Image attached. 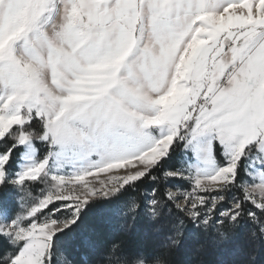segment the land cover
<instances>
[{
  "label": "snow or ice",
  "instance_id": "obj_1",
  "mask_svg": "<svg viewBox=\"0 0 264 264\" xmlns=\"http://www.w3.org/2000/svg\"><path fill=\"white\" fill-rule=\"evenodd\" d=\"M243 242L264 250V0H0V264H259Z\"/></svg>",
  "mask_w": 264,
  "mask_h": 264
},
{
  "label": "trees",
  "instance_id": "obj_2",
  "mask_svg": "<svg viewBox=\"0 0 264 264\" xmlns=\"http://www.w3.org/2000/svg\"><path fill=\"white\" fill-rule=\"evenodd\" d=\"M42 147V146H41ZM143 191V187L141 189ZM130 243L137 244L143 243L147 244L151 242V239L145 236L143 233L136 235L133 234L130 238ZM245 252L255 251L257 254V259L259 264H264V250H261L258 245H251L247 242H243ZM188 257L184 253L177 254L175 256L176 264H183L184 260ZM241 257L236 253L235 246L229 245L224 248L216 249L209 248L206 254L197 257L198 260H202L203 264H233L234 261L240 259Z\"/></svg>",
  "mask_w": 264,
  "mask_h": 264
}]
</instances>
